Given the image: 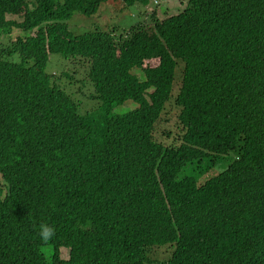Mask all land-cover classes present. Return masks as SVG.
Wrapping results in <instances>:
<instances>
[{
	"label": "trees",
	"instance_id": "trees-1",
	"mask_svg": "<svg viewBox=\"0 0 264 264\" xmlns=\"http://www.w3.org/2000/svg\"><path fill=\"white\" fill-rule=\"evenodd\" d=\"M103 1L0 0V264H264V0L70 30ZM53 53L88 61L87 78L48 72ZM171 101L179 144L154 133ZM231 151L218 175L179 177Z\"/></svg>",
	"mask_w": 264,
	"mask_h": 264
},
{
	"label": "rangeland",
	"instance_id": "rangeland-1",
	"mask_svg": "<svg viewBox=\"0 0 264 264\" xmlns=\"http://www.w3.org/2000/svg\"><path fill=\"white\" fill-rule=\"evenodd\" d=\"M188 0H159V2H154V4L147 5V6H140L138 5L136 8L127 6L121 1H108L101 4L102 9L99 13V17H96L97 13L92 15H84L81 12L77 11L74 13L73 17L69 19V24H71L72 28L83 32L90 27L93 28L94 24H101L102 28L105 29H112L115 23L118 22V31L123 32L129 29L130 24H134L136 20L145 21V22H152L151 14L155 12L157 18H161L164 16H169L175 13L180 12L186 6ZM100 6V8H101ZM99 8V10H100ZM134 9V10H133ZM98 10V11H99ZM133 10V11H131ZM81 14L83 16H78ZM78 16V17H77ZM85 16V17H84ZM88 18V19H87ZM20 20V19H18ZM74 21V22H73ZM93 22V23H92ZM131 24V25H132ZM20 31L15 29L11 36H15ZM59 54L53 53L51 55V59L47 65V71L52 73L54 71L55 66L57 65V70L60 72L62 69L69 70V68L77 69V77L78 78H87V73L89 69V62L84 61H74V58H71L64 64V61L58 57ZM56 56V59L54 57ZM54 59V63L51 61ZM181 69L182 64H179L177 73H176V81L174 84L173 95L179 89L180 80H181ZM133 72L138 74L140 78H143V74L140 69H133ZM73 91L76 90V86H72ZM89 90L92 91V85L90 81H86V94H89ZM76 97L80 99H85L83 95L77 91ZM137 104L133 100H127L123 104L117 106L114 111H126L135 107ZM81 106L83 109L90 107L91 105L87 102H81ZM161 119L157 121L156 125V132L155 138L157 141H162L164 144H176L181 142V135H182V126L181 123L177 120L178 108L175 107L173 101H171L168 105L166 110L162 113ZM170 130V137L164 134V131ZM174 140V141H173ZM237 152L231 151L228 154L219 155V156H210L205 162L195 161L192 163H188L186 167H184L181 172L179 173V177H183L185 175H192L195 177L199 176V181H204L210 177L216 176L225 170L229 164L235 159L237 156ZM207 165H209L207 167ZM204 169H198L203 167ZM69 250L67 248H61V256L63 258H68ZM165 250L156 248L152 251V257L161 259L165 256Z\"/></svg>",
	"mask_w": 264,
	"mask_h": 264
},
{
	"label": "clouds",
	"instance_id": "clouds-1",
	"mask_svg": "<svg viewBox=\"0 0 264 264\" xmlns=\"http://www.w3.org/2000/svg\"><path fill=\"white\" fill-rule=\"evenodd\" d=\"M64 1V0H63ZM108 1H111V0H108ZM108 1H103V2H100L99 3V5H98V8H97V11L96 12H94V13H91V14H86V13H84V12H82L81 10H74L73 11V13H72V17H73V15H74V13L75 12H77V11H79V12H81L82 14H84V15H92V14H95V13H97V15H96V17H99V13H100V11H101V9H102V6H101V4L102 3H104V2H108ZM113 1H121V2H123L124 4H126L127 6H129L130 8H131V6L132 7H134V8H136L138 5H140V6H147V5H151V4H154L152 1H154V2H159V0H150L147 4H143V3H141V2H134L133 4H129V3H127L126 1H124V0H113ZM162 1V0H161ZM188 2V1H187ZM187 5V4H186ZM100 6H101V8H100ZM99 8H100V10H99ZM99 10V11H98ZM134 10V9H133ZM133 10H131V11H133ZM176 14V13H175ZM152 15V14H151ZM150 15V16H151ZM78 16H83V15H81V14H78ZM77 16V17H78ZM71 17V18H72ZM85 17V16H84ZM70 18V19H71ZM88 19V18H87ZM138 22H141L140 20H137ZM65 22H68L69 23V18L68 19H66L65 20ZM74 22V21H73ZM93 23V22H92ZM93 25H94V23H93ZM101 25V24H100ZM69 28H70V30H72L73 32H75V33H81L80 31H77V30H75V29H73L72 28V26H71V24H69ZM92 28L90 27L89 29H87V30H91ZM86 31V30H85ZM117 33H119V31H117ZM235 158H238L237 156L235 157ZM231 164V163H230ZM229 164V165H230ZM207 180V179H206ZM206 180H204V181H206ZM202 182V181H201ZM38 235H39V237H40V239H41V241H44V242H46V241H48L53 235H54V228L51 226V225H49V224H45V223H42L41 225H40V227H39V230H38ZM61 248H67L68 250H69V248L68 247H65V246H62ZM61 248H60V250H61ZM61 255V254H60ZM62 257V256H61ZM63 258V257H62ZM68 258H69V255H68ZM68 258H64V259H68Z\"/></svg>",
	"mask_w": 264,
	"mask_h": 264
}]
</instances>
